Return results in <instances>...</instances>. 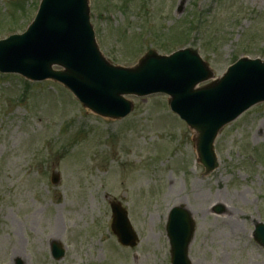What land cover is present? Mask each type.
Returning <instances> with one entry per match:
<instances>
[{
    "label": "rangeland",
    "instance_id": "1",
    "mask_svg": "<svg viewBox=\"0 0 264 264\" xmlns=\"http://www.w3.org/2000/svg\"><path fill=\"white\" fill-rule=\"evenodd\" d=\"M40 1L0 0V40L24 33ZM90 8L97 43L116 66L133 67L150 49L191 48L214 74L202 87L239 59L264 62V0H90ZM127 99L129 116L104 119L56 82L0 73V264H171L166 224L176 206L195 220L192 264H264L253 237L264 223V103L221 130L218 168L206 174L196 134L167 96ZM112 201L139 237L133 249L111 231ZM53 243L63 259L52 257Z\"/></svg>",
    "mask_w": 264,
    "mask_h": 264
},
{
    "label": "water",
    "instance_id": "2",
    "mask_svg": "<svg viewBox=\"0 0 264 264\" xmlns=\"http://www.w3.org/2000/svg\"><path fill=\"white\" fill-rule=\"evenodd\" d=\"M88 0H42L28 31L0 42V71L32 81L51 79L63 84L97 115L111 119L128 116L133 105L124 95L164 93L169 103L197 133L199 160L210 173L218 166L214 143L219 132L252 106L264 102V63L240 60L219 80L196 89L213 77L208 65L191 49L169 57L149 51L132 69L115 67L101 54L90 25ZM53 66L64 70L55 71ZM59 177L54 175L53 183ZM112 230L123 246L135 247L138 237L127 212L112 203ZM195 222L184 207L172 209L167 232L173 264H191L188 251ZM255 240L264 246V224ZM55 259L64 250L53 245Z\"/></svg>",
    "mask_w": 264,
    "mask_h": 264
},
{
    "label": "trees",
    "instance_id": "3",
    "mask_svg": "<svg viewBox=\"0 0 264 264\" xmlns=\"http://www.w3.org/2000/svg\"><path fill=\"white\" fill-rule=\"evenodd\" d=\"M189 30H190V29H189ZM184 34L188 36V33H187V32H185Z\"/></svg>",
    "mask_w": 264,
    "mask_h": 264
},
{
    "label": "bare ground",
    "instance_id": "4",
    "mask_svg": "<svg viewBox=\"0 0 264 264\" xmlns=\"http://www.w3.org/2000/svg\"><path fill=\"white\" fill-rule=\"evenodd\" d=\"M54 237H56V236H54ZM54 237H53V238H54Z\"/></svg>",
    "mask_w": 264,
    "mask_h": 264
}]
</instances>
